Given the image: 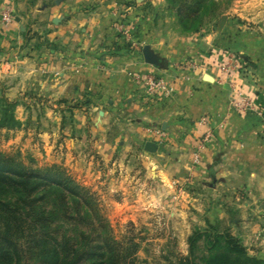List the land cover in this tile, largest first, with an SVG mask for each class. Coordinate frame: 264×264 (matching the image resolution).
Listing matches in <instances>:
<instances>
[{"label":"crops","instance_id":"0c3cea01","mask_svg":"<svg viewBox=\"0 0 264 264\" xmlns=\"http://www.w3.org/2000/svg\"><path fill=\"white\" fill-rule=\"evenodd\" d=\"M5 6L13 22L0 25V99L14 101L20 123L0 130L8 145L78 178L108 181L116 196L148 184L174 232L219 224L264 262V138L256 123L229 111L228 91L213 72L187 71L186 83L164 98L147 96L134 80L178 75L172 66L197 57L209 37L173 49L142 30L133 42L118 39L108 0H0ZM144 45L162 58L160 69L143 62ZM202 119L211 136L198 150ZM147 142L157 150L145 151Z\"/></svg>","mask_w":264,"mask_h":264},{"label":"rangeland","instance_id":"374dc122","mask_svg":"<svg viewBox=\"0 0 264 264\" xmlns=\"http://www.w3.org/2000/svg\"><path fill=\"white\" fill-rule=\"evenodd\" d=\"M108 1L113 5L111 10L115 11L112 28L118 39L132 41L139 37L142 30L151 40L165 42V46L173 49L172 46L178 41L188 43L196 39L199 42L203 37L210 38V43L203 45L202 42L204 47L200 48L197 57L187 56L172 66L178 75L169 80L157 75L167 87L153 97L164 98L174 92L172 88L185 84V73L194 68L206 73L213 72L218 85H225L228 91L229 111L237 116L251 117L256 123L258 136L264 138V0H204L214 5L202 12L205 17L197 32L192 31L197 26V20H188L183 24L178 20L175 8L166 0H132L126 4ZM136 44L138 47V42ZM6 100L12 104L14 102ZM14 112L15 108L12 110L13 116ZM31 114L37 119L39 110H31ZM208 127L211 128L209 124ZM154 131L161 132L158 129ZM5 139V135L0 134V152L18 155L23 161L33 158L29 152L8 145ZM203 143L202 138L200 145ZM67 171L93 194L98 214L108 222L114 238H131L138 244L135 264H177L178 259L187 254L186 241L193 230L173 231V224L164 218L165 213L154 199L161 197L148 184L147 188H140L139 181L133 185L135 190L116 196L108 181L94 183L89 177L81 175L78 178L70 170ZM145 198L146 202H151L147 209L142 204ZM150 198L153 199L150 201ZM137 200L139 202L135 203ZM114 201L120 204H114ZM131 202L134 203L133 207H129ZM131 208L133 217L129 218ZM222 228L218 226L219 230Z\"/></svg>","mask_w":264,"mask_h":264},{"label":"trees","instance_id":"16d2710c","mask_svg":"<svg viewBox=\"0 0 264 264\" xmlns=\"http://www.w3.org/2000/svg\"><path fill=\"white\" fill-rule=\"evenodd\" d=\"M33 0H30L32 2ZM185 24L204 21L213 2L166 0ZM124 49L130 44L124 43ZM14 104L0 99V129H15ZM87 188L59 164L0 152V264H135L138 244L116 240ZM206 224L187 237L177 264H264L228 228ZM201 242V245L199 243Z\"/></svg>","mask_w":264,"mask_h":264},{"label":"built area","instance_id":"2783aa9c","mask_svg":"<svg viewBox=\"0 0 264 264\" xmlns=\"http://www.w3.org/2000/svg\"><path fill=\"white\" fill-rule=\"evenodd\" d=\"M13 22V15L10 10L6 7H3L0 10V25L4 28L9 26ZM134 80L141 85L145 94L149 97H153L158 95L161 91H164L167 86H165L163 79L159 76L152 73L145 74H136L134 76ZM201 124L205 127L203 132V142L205 143L211 136V129L208 127V123L206 120L202 119ZM151 133L157 134L162 137V133L158 131H154ZM203 143V144H204ZM203 144L198 146V150L203 147ZM198 153H195V157H197Z\"/></svg>","mask_w":264,"mask_h":264},{"label":"water","instance_id":"95a60500","mask_svg":"<svg viewBox=\"0 0 264 264\" xmlns=\"http://www.w3.org/2000/svg\"><path fill=\"white\" fill-rule=\"evenodd\" d=\"M60 19H55L53 20V23H58ZM141 55L143 62L149 66H151L154 69H160L162 67V58L159 57L158 55L154 54L148 45H144L141 49ZM208 76H204L205 80H207ZM144 150L147 152H154L157 150V146L154 145L151 142H147L144 145Z\"/></svg>","mask_w":264,"mask_h":264},{"label":"bare ground","instance_id":"6f19581e","mask_svg":"<svg viewBox=\"0 0 264 264\" xmlns=\"http://www.w3.org/2000/svg\"><path fill=\"white\" fill-rule=\"evenodd\" d=\"M208 78V77H207Z\"/></svg>","mask_w":264,"mask_h":264}]
</instances>
